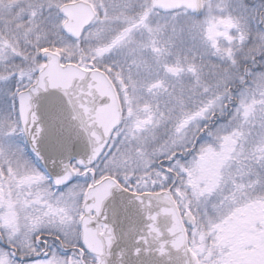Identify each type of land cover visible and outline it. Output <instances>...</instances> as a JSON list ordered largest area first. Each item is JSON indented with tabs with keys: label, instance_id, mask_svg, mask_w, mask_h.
<instances>
[{
	"label": "snow or ice",
	"instance_id": "snow-or-ice-1",
	"mask_svg": "<svg viewBox=\"0 0 264 264\" xmlns=\"http://www.w3.org/2000/svg\"><path fill=\"white\" fill-rule=\"evenodd\" d=\"M0 264H264V0H0Z\"/></svg>",
	"mask_w": 264,
	"mask_h": 264
}]
</instances>
